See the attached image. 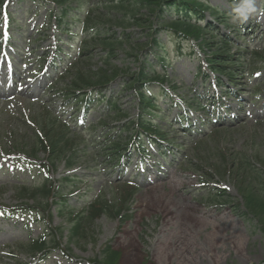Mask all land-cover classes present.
Listing matches in <instances>:
<instances>
[{
	"label": "rangeland",
	"instance_id": "374dc122",
	"mask_svg": "<svg viewBox=\"0 0 264 264\" xmlns=\"http://www.w3.org/2000/svg\"><path fill=\"white\" fill-rule=\"evenodd\" d=\"M110 1H126L128 8L113 9L107 6ZM206 1L226 21L219 30L232 43L227 46L214 35L198 44L161 34L158 39L165 44L166 60L158 63L150 49L153 32L149 30L152 24L154 29L158 25L148 22L153 21L150 12L141 9L136 14L144 25L118 21L132 15L133 0H69L63 24L56 19L62 6L53 0H0V264H91L102 258L107 245L121 253L119 264H264V232L259 221L246 214L242 194L243 187L264 185V0H256L257 13L242 25L232 22L233 9L241 0ZM3 2L11 22L1 11ZM87 18L99 19L101 40L112 37L114 41V34L118 37L126 31L131 35L129 42L117 46L111 59L98 42L89 46L91 53L83 59L77 48L83 35L71 38L63 30L77 32ZM218 46L224 47L220 51H231L235 61L234 97L224 87L229 86L227 78L221 76L218 82L223 85L217 86V76L206 62L210 50ZM58 47L69 58L62 52L59 55ZM54 59L65 62L59 71L52 67ZM145 61V67L167 78L165 89L170 96H161L158 86L151 89L159 95L161 109L152 122L169 140L163 147L172 152L164 155V148L145 142L146 160L132 154L122 168L101 150L108 147L107 136L125 138L140 115L134 91L121 87L123 75L107 92L123 117L108 109L107 100L93 103L83 115L76 108L64 107L57 91L70 85L61 82L68 71L79 70L90 77L111 66L131 76ZM20 78L32 86L28 92L15 89ZM211 102L222 109L209 108L208 112ZM183 109L191 119L189 133L173 123ZM54 117L68 127L63 130L56 123L53 129L54 136L64 132L68 150L49 172L52 161L36 138L39 133L46 138L45 125ZM33 149L38 150L36 160L31 158ZM66 158L74 167H67ZM244 160L250 165L239 174ZM44 186L56 193L48 220L30 213L28 207L36 204L25 194ZM127 187L136 193L126 218L104 214L92 222L85 215L81 235L71 238L75 218L101 197L122 205L128 198ZM220 194L226 198H219ZM14 211L17 217L7 218ZM60 229L63 250L43 263L29 255L30 241L58 234ZM181 248L192 253L183 252L188 255L184 258L177 252Z\"/></svg>",
	"mask_w": 264,
	"mask_h": 264
},
{
	"label": "trees",
	"instance_id": "16d2710c",
	"mask_svg": "<svg viewBox=\"0 0 264 264\" xmlns=\"http://www.w3.org/2000/svg\"><path fill=\"white\" fill-rule=\"evenodd\" d=\"M57 6H62V12L58 16V22L62 24L68 16L69 8L67 4L69 0H53ZM103 4H106L103 2ZM112 6L113 9L124 10L127 7L126 1H121L120 3L110 1L107 3V6ZM133 8H131L132 15H124L122 18H118L119 23L123 25L129 24H141V20L137 19L136 14L141 9H147L150 12V16L153 18V21H148L151 23L157 22V29H154L152 24L149 27V30H152L153 36L151 40L150 49H154L155 57L158 62L162 63L163 60H166L165 44L161 43L156 35L159 33H165L168 38L190 42L195 41L198 44L206 43L208 35L218 36L222 42H225L229 46L228 42L232 43V40L229 37H225L220 33L219 28L222 25H225L224 20L220 19L218 9L214 8L206 0H133ZM91 13H89L90 15ZM169 14V15H167ZM207 14H209L214 21L207 20ZM73 19H80L77 16H74ZM97 22L99 19H96ZM96 20L87 18L86 21H83V30L85 38L83 40V59H88L87 57L91 53L89 46L97 45L98 42L102 43L106 51L110 52V59L115 56V51L117 46H122L123 43L129 42L131 35L127 34L126 31L123 35L116 37V34L112 37L105 38L104 40L100 39V36L103 34L100 30V25L97 24ZM217 24V26H216ZM68 33V31H66ZM240 37H243L240 35ZM239 37V38H240ZM99 45V44H98ZM222 46L212 48V52L208 58H206L208 67L213 75L217 76V79H221V76H225L230 84L234 83V63L232 59L231 51H220ZM243 50V49H241ZM244 51V50H243ZM242 51V52H243ZM262 56V55H257ZM263 58V57H262ZM82 59V60H83ZM264 60V59H263ZM261 63H264V61ZM147 61V60H146ZM146 61L142 64L139 71L134 72L129 76L126 71L118 70L111 66H106L104 69H100L97 73H90V77L81 73L79 70L70 71L65 79H69L70 85L65 89L64 101L74 103L77 106H82L83 108H88L92 102V92L98 91L102 95V92L110 86L111 83L116 82L120 79V74L123 75V87L127 90L132 89L134 91L135 97L138 100L140 110V115L138 119L133 121L128 127L127 136L124 138L120 136L119 138H113L107 136L108 147L103 148L101 152L115 163H121L127 154L132 152L137 155L146 156V150L143 148L144 136L148 137L149 141L152 139H159L163 143L167 141L164 136H162L158 127L152 122L154 116L160 114V107L158 104L159 95H154L151 91L152 86H158L156 88L160 89V93L168 94L163 88L167 82V78L162 74H159L157 70H152L147 67ZM220 82L219 84H222ZM227 90L228 96H235L230 87L224 86ZM91 90V92H90ZM107 105L110 109L114 110L115 115H122V111L118 105H116L112 99L107 101ZM118 118V117H117ZM185 120V117H182ZM57 119L52 120V123L45 125V137L42 135L36 138L38 145L44 148L48 154L50 160L52 161V166L58 164L62 160V156L66 154L68 148L67 141L64 139L63 135L54 136L53 129L55 127ZM63 130H67L66 125L58 123ZM67 132V131H65ZM113 138V139H112ZM32 154L33 158H36L38 150L33 149ZM67 161V167H74V162L70 159H65ZM247 165H250L248 161H240L238 166V173L246 172ZM55 167V166H54ZM239 173V174H240ZM128 188V198L122 205L118 204V201L114 199L112 201L107 200V198H99L95 200L92 207L89 208L88 212H85L83 215L75 218V221L71 228V238H77L81 235L82 226L84 224L85 215L89 221L94 222L104 214L115 215L120 220L126 218L128 213L131 211L128 205L131 202V198L136 193V190L132 187ZM25 194L29 195L28 198L35 202V206L28 207L32 212H36L37 215L46 214L49 216L52 204L49 203L50 200L54 197L53 191L51 188L46 186L42 188H37L32 191H25ZM242 194L245 201V210L247 215L254 216L260 223L261 229L264 232V185L262 183L258 188H242ZM221 199L226 198V195L220 194L218 196ZM45 200H44V199ZM62 200H66L65 197H61ZM22 206L25 203H21ZM16 213V211H15ZM50 218V217H49ZM58 234H62V230H58ZM59 235L53 236L50 240L48 236L41 237L40 239L33 240L29 243L28 253L37 259H45L50 256V254L56 250L60 249L61 243ZM121 259V253L114 251L110 245H107L102 253V258L91 260V264H119Z\"/></svg>",
	"mask_w": 264,
	"mask_h": 264
},
{
	"label": "clouds",
	"instance_id": "9594fccd",
	"mask_svg": "<svg viewBox=\"0 0 264 264\" xmlns=\"http://www.w3.org/2000/svg\"><path fill=\"white\" fill-rule=\"evenodd\" d=\"M257 13L256 0H241L233 9L232 22L238 25H242L248 21V19Z\"/></svg>",
	"mask_w": 264,
	"mask_h": 264
},
{
	"label": "bare ground",
	"instance_id": "6f19581e",
	"mask_svg": "<svg viewBox=\"0 0 264 264\" xmlns=\"http://www.w3.org/2000/svg\"><path fill=\"white\" fill-rule=\"evenodd\" d=\"M4 85V84H3ZM32 86L30 85V83H25V79H23V78H20L19 79V83L16 85V90H19L20 88H23L24 89V91H26V92H28L29 90H30V88H31ZM167 220H169L168 218H167ZM177 252L178 253H180L181 255H183L182 253L183 252H189V253H192V252H190L189 251V249H186V248H181V250H177ZM184 256V258H186V256H188V255H183Z\"/></svg>",
	"mask_w": 264,
	"mask_h": 264
}]
</instances>
